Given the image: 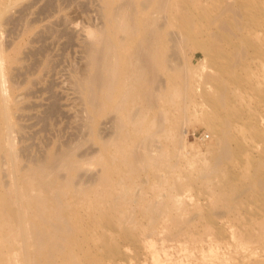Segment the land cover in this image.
<instances>
[{
    "label": "bare ground",
    "instance_id": "1",
    "mask_svg": "<svg viewBox=\"0 0 264 264\" xmlns=\"http://www.w3.org/2000/svg\"><path fill=\"white\" fill-rule=\"evenodd\" d=\"M101 1L98 12L105 21L104 30L101 35L88 32V68L75 78L74 84L88 117L83 128L88 129L90 140H97V153L77 157L69 146H61L49 147L39 157L24 148L28 163L26 167L20 166L19 152L11 136L16 84H6L3 68L5 63L19 62L21 51L19 48L17 56H7L0 39V264H129L124 246H132L135 255H139L142 243H153L146 239L159 232L162 239L181 245L202 243L210 235L207 247L213 252L223 249L228 242L221 227L209 226L213 215L234 216L229 220L231 233L238 238L236 246L247 251L230 264L264 263L262 254L251 258L257 254L256 249L264 247L262 215H252V197H258L264 188V177L255 172L248 174L246 169H234L237 155L231 146V123L218 111L228 104L232 82L219 70L213 76H200L197 71L202 81L214 87L210 95L217 108L209 127L218 125L223 131L213 132L216 142L208 148L209 156L205 161L197 160L201 163L186 183L175 175L183 145L179 122L165 124L172 119V112L184 121L194 100L191 90L197 76L194 66L179 58L183 44L191 40L192 47L206 55L205 35L221 40L239 37L245 31L249 13L238 0H214L215 8L201 0ZM11 2L14 0H0V18ZM40 9L42 16L50 17L61 6L49 0ZM59 20L58 25L67 22ZM204 20L209 22L206 27L201 24ZM53 23L47 25L46 33L55 30ZM33 27L26 22L17 42ZM36 35L28 41L41 44L24 52L31 60L24 67L27 76L53 65L45 35ZM238 42L237 48L250 43L247 39ZM240 58L236 56L233 65ZM202 63L203 60L198 65ZM231 80L234 82L237 77ZM201 93L209 96L206 89ZM109 108L115 115L105 122H112L113 137H105L109 133L98 126L97 119ZM57 110L56 102H51L44 109L45 119ZM161 136L171 137L170 148L165 147ZM74 144L77 147V142ZM85 163L100 168L84 178L80 167ZM192 183L206 191L210 210L202 213L203 206L196 204L193 215L186 216L190 209L180 191ZM148 184L156 189L155 197L146 196ZM243 203L245 212L250 214L245 219L241 216ZM198 215L207 222L201 230L195 220ZM161 249L164 257L153 258L154 264H185L191 256H174L163 246Z\"/></svg>",
    "mask_w": 264,
    "mask_h": 264
},
{
    "label": "rangeland",
    "instance_id": "2",
    "mask_svg": "<svg viewBox=\"0 0 264 264\" xmlns=\"http://www.w3.org/2000/svg\"><path fill=\"white\" fill-rule=\"evenodd\" d=\"M47 1L49 0H14V2L9 3L0 18L1 34L5 33L2 36L0 34V37H2L0 39L5 46L6 55L17 56L16 50L20 48L21 51L19 52L20 61L11 64L5 63L3 71L6 74V80L8 79L6 84L11 81H15L16 84L13 91L17 95V105L13 109L15 124L11 136L15 149L19 152L20 166L22 167H26L28 163V158L23 152L24 148H28L30 153L39 157H42L49 147L69 146L77 157H79V154L85 156L86 153H97L99 150L97 140H90L88 129L83 128V124L86 125L88 122V117H86L84 111L83 98L77 90V86H75V78L83 74L82 72H85L88 68L89 60L85 50V44L90 40L88 32L93 31L101 35L102 30H104L105 21L98 12L103 5V1L52 0L55 5H60L61 9L56 10L50 17H44L38 9H42ZM201 1L208 2L206 5L209 8H215L216 2L214 0ZM238 3L250 15V19H248L249 15L245 19L246 28L243 34L227 40L226 38L221 40L215 39L216 36L209 37L205 35L203 38L207 44L205 47L206 55L201 50L193 48L191 40H187L179 53L180 60L194 66L196 72L197 80H194L195 86L191 90V97L194 100L191 101L188 107L189 110L184 121L181 117H177L176 112H172L171 121L168 120L165 124L172 122V120L179 122L178 131L183 145L179 149L181 155L176 161L175 175L185 183L187 179L194 177L195 166L201 163L202 159L205 161L209 156L208 148L216 142L214 133L223 131L218 125L213 129L209 127V124L215 120L213 116L217 108L216 102L212 101L213 98L210 95V93H214V87L212 83L202 81L197 75V71L200 76H213L219 70L225 78L232 82L230 83L231 94L228 104L224 108L219 107L218 111L220 114L227 116L231 123V146L237 155L233 167L235 170L246 169L248 174L255 172L264 177V0H238ZM23 7L25 9H22ZM59 19L67 21L63 22L67 24L66 27L63 23L58 25ZM26 22L31 23L34 27L18 43L20 33ZM51 23H53L55 30L52 34H48L45 29ZM201 24L202 27H206L209 22L204 20ZM12 29H14V32ZM65 30L68 31L66 33L71 30V35L70 33L66 34ZM39 33H43L46 37L44 43L48 45V58L51 59V65H53L39 70L36 74L27 76L24 67L31 60L25 56L24 52L41 44V41H28V39L35 38L36 34ZM68 37L71 40L68 41L70 39ZM221 37L219 36V38ZM241 39H247L250 43L237 48L235 42L239 43L238 40ZM237 50L240 52L239 56ZM236 56L238 58L242 57L238 60L237 65H233ZM201 60H203V63L198 65ZM38 76L41 78L38 79ZM234 77H237V80L233 82L231 78ZM205 89L208 90V97L203 96L201 93ZM53 101L56 102L58 110L45 119L44 109ZM114 115V110L109 108L97 118L98 126L109 133L105 137H113L114 135L110 134L113 133L112 122H105ZM41 116L42 118H40ZM181 133H183V136ZM159 139L165 143L166 148L168 146L170 148L172 145L169 136H161ZM76 142L77 147L74 144ZM199 159L201 161L197 162ZM173 161L175 160L173 159ZM99 168L97 165H87L85 163L80 167V175L86 178L88 175L95 174ZM145 190L147 197H155L156 189L153 186L148 184L145 186ZM180 197H183L190 209L186 216L193 215L194 211L192 210H194L196 204L203 206L202 213L210 210L207 208L206 191L197 183L189 184L181 190ZM252 200L255 202L252 207V215H262L261 219L264 221V188L259 191L258 197L254 196ZM245 208L246 205L243 203L241 216L244 219L250 215L245 212ZM232 217L234 216L213 215L211 221H208L209 226L221 227L223 232L225 231L228 242L223 249H216L212 252L207 247L210 235L202 243L187 242L181 245V243L175 241L162 239V232H159L146 239L153 243H148L149 245L146 241L142 243L139 255H135V249L132 246H124L125 257L128 259L129 264H154L153 258L161 260L164 257V252L161 249L163 246L172 252L174 256L191 254L185 264H221L220 262L230 264L241 253L247 254L245 248L242 249L236 246L238 238L232 235V227H230L229 221ZM195 220L199 223L198 228L200 230L207 225L206 220L201 218L200 215ZM185 247H188V250L184 249ZM235 249L238 251L235 252ZM256 251L257 254H252V259L257 258L258 253L262 254L261 257H264V247L256 249ZM219 259L224 261H219Z\"/></svg>",
    "mask_w": 264,
    "mask_h": 264
}]
</instances>
